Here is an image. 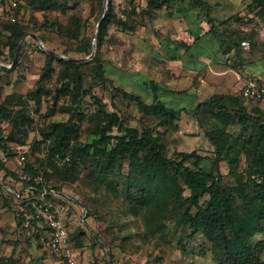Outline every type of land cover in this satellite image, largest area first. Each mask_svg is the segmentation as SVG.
I'll return each instance as SVG.
<instances>
[{"label": "trees", "instance_id": "trees-1", "mask_svg": "<svg viewBox=\"0 0 264 264\" xmlns=\"http://www.w3.org/2000/svg\"><path fill=\"white\" fill-rule=\"evenodd\" d=\"M16 1L17 6L13 8L14 20L0 12V43L6 38L4 45L12 58L21 40L29 32V23L23 20L20 12L21 0ZM25 1L30 8L28 12L32 14L33 24L75 42V51L81 53L84 58L92 55L94 36L85 32L86 26H83L82 15L72 13L68 23L49 18L50 12L66 13L75 8L78 0ZM103 1L93 0L95 6L103 5ZM167 2L169 0H147L144 16L151 17L153 10L162 8ZM256 2L264 13V0ZM132 5L131 11L127 9L122 15H118L114 1L110 0L106 14L100 15V18L102 16L103 18L99 23L95 42L97 50L92 59L80 61L68 55L66 50L61 53L62 55H56L38 47L45 55V61L34 89L26 95L19 92L5 94L4 85L0 82V170L5 172L3 183L9 177L16 184L8 182L5 183L6 186L12 184L14 187L20 183L25 187L27 183L21 181L20 171L41 172L44 174L46 184L61 193L60 200L73 203L60 187L54 185L53 179L76 181L82 172L81 167L95 160L97 178L102 182H108L117 167L123 161H127V199L135 214L144 212L148 230L152 234L165 232L170 227L178 231L186 226L190 228L192 236L201 233L208 240L209 245L202 249L201 256L210 251L218 264H264V258L256 252L258 244L252 240L264 218V120L253 117L247 111L241 94L240 96L214 94L193 109L207 106L210 117L216 121L213 128L206 133V137L215 146L213 161L215 167L217 168L219 161L225 160L230 164L231 173L238 177L235 190L242 201L243 211L240 213L235 206L233 194L224 186L222 177L215 173L216 169L212 171L201 166L203 156L198 151L181 150L169 154L164 138L170 131L181 130L179 121L182 113L189 112V108L173 106L161 98L159 94L161 87L154 80L146 81L153 92L151 102L119 85H113L117 92L122 93V98L137 102L138 110L142 113L140 122L143 120L146 123L138 127L128 125L113 103L110 104L113 106L112 109H109V104L93 92V86L113 81L99 51L109 35L110 26H119L124 32L134 33L140 25H145L144 16L137 17L138 7ZM37 13L43 15L40 22L36 19L38 17H35ZM224 22L228 30L225 34H216V26L210 27L208 32L215 35L225 53L239 52L243 40L254 43L259 37L255 31H239L237 28H229V21ZM40 38L46 42L44 35L41 34ZM89 65L92 66L93 84L85 88L84 68ZM0 69L5 70L2 67ZM55 72L61 85L46 116H53L60 110L69 113L70 118L67 121H50L47 126L33 124L34 117L32 110L28 109L29 102L34 100L37 107L41 106L42 96L47 92V81ZM164 92L179 91L165 89ZM88 94H91L97 103L96 125L89 130L92 135L91 141L82 143L79 139V124L75 118L81 113L82 104ZM61 95L68 96L71 104L58 106ZM260 98H264V95ZM3 122H7V126L4 127ZM238 126L241 127L240 130L235 128ZM231 127L235 128V131ZM115 128L118 129V133H114ZM27 138H32L29 145L26 142ZM19 146L27 148L19 151ZM42 146L48 152V157L43 161L36 157ZM55 153L69 155L72 159L71 164L61 165L62 168H59L54 160ZM22 154L25 155V160L19 168L8 167L6 162L9 159L18 157L20 160ZM243 159L246 166L240 170V162ZM47 164L51 165L52 173L44 169ZM187 189L190 191L188 195L185 194ZM113 190L115 191V188ZM5 198L12 207L13 201L7 194ZM47 198L55 197L48 195ZM12 209L16 215L13 207ZM87 213L88 211L86 215ZM67 220L65 223L68 227ZM34 225L31 237H35L42 244L47 243V238H43L47 229L40 222H35ZM75 232L72 234L69 230L70 246L74 251H79L84 248L85 243L80 238H83L86 232L84 229H77ZM60 260L62 261L61 258ZM93 264L97 263L93 261Z\"/></svg>", "mask_w": 264, "mask_h": 264}, {"label": "rangeland", "instance_id": "rangeland-1", "mask_svg": "<svg viewBox=\"0 0 264 264\" xmlns=\"http://www.w3.org/2000/svg\"><path fill=\"white\" fill-rule=\"evenodd\" d=\"M113 1L118 15H122V12H126L127 9L131 11L133 9L132 4H134L138 7L139 15L137 17L141 18L144 16L143 13L146 10L147 0ZM256 1L257 0H169L162 8L155 11L153 10V15L151 17L149 15L144 16L145 25H140L139 27H146L147 33H145L144 30L140 33L138 31L134 33L124 32L119 26L111 25L109 28V35L99 51L101 54L100 56L106 64L109 76L113 81H106L99 83L96 87L93 86V92L97 93L99 97L103 98L104 101L109 104V109L116 106L128 125L143 126L146 123H144L143 120L140 122L142 113L138 110L137 102L132 99L122 98V93L117 92V90L113 88V85H119L130 92L141 95L147 102L152 101L153 93L146 81L150 78L149 75L154 72L156 60L154 58V49L145 46L146 43H150L147 41V35H151L152 39H150L153 41L155 40L153 38L154 36H160V39L165 44L167 42V36L170 35L169 32L173 30L172 27H169L170 31L167 30L166 33L163 32V24L166 22L169 23V21L177 23L179 15L174 18L171 15L180 14V12H183L187 7L188 11H191V14L193 16L195 15L194 17L197 16L198 20L204 23L208 29L212 26H216V34L219 33V35H223L225 31H228L224 21L230 22V24H228L229 28H237L239 31L257 32L259 37L252 43L254 46H252L253 48L251 51L260 49V54L264 56V46L262 43L264 13H262V9L257 5ZM20 2L22 6L20 12L23 20L29 23V32L22 39L24 42L21 52L14 65L13 60L15 56L13 58L10 57L8 48L4 45L6 38L3 39V43H0V67L5 68V70L0 69V82L4 85L5 94L19 92L26 95L36 86V82L40 77L44 65L45 55L39 51L38 47L40 46L34 35L40 37L42 34L45 36L46 42H42L48 50L56 51L59 54L66 50L68 55L80 61L92 59L97 50V44L95 42L99 23L108 10L110 0H108L107 4L105 3L106 0H104L103 5L96 4V6L93 0H78L75 8L68 10L66 13L54 11L49 14L50 20H58L63 23H68V19L72 13L82 15L84 19L83 26H86L85 32L88 35L94 36L93 53L85 58L81 53L75 51V42L63 39L53 31L38 28L39 25L33 24L32 14L28 12L30 8L25 4L26 1L21 0ZM102 13L103 16L100 18ZM5 17L7 16L5 15ZM35 17H38L36 18L38 22L43 20L42 13H37ZM188 32L189 31H186V33H179L181 36L178 35L180 38L176 41L187 44L186 40L189 39ZM210 35L213 36L212 34ZM213 37L215 38V35ZM201 44L206 47L208 46V48L204 46L194 49L191 48L187 50L188 53L185 55V58L191 56L194 50H199L202 53L204 52L205 55H209V58L214 56L213 53L216 47L213 41L211 43L209 39L205 38L201 40L200 45ZM169 49L170 48H167V50ZM171 49L172 52L170 54H175L176 50L174 48ZM206 49H208L210 53ZM228 54H230V56ZM232 54L233 55H231V53L222 52V57L224 56L223 61L225 62L222 64H226L236 71L243 69L244 61L243 58L241 59V52L235 51L232 52ZM260 54H250V57L254 59V57L260 56ZM195 60H197V57ZM195 63L198 62L196 61ZM160 66L162 69L163 67L168 68L166 63L157 64L158 68ZM183 67L185 66L183 65ZM58 68L59 66L57 65V69ZM178 68L179 67L174 64V66L168 69V75L164 78L167 82L173 80V84L176 85L178 89H185L184 79L178 80L179 78H184L182 77L183 73H181L183 70L179 73L180 70H178ZM84 70L86 75L85 88H89L93 84L91 80L92 66H86ZM138 70L140 72H138ZM173 71L176 73L174 74L175 78L171 76ZM138 73H140L141 76L137 75ZM209 74L212 81L217 83L224 81L229 85L227 86L228 91L222 94L227 96H240V88H237L239 80L236 73L218 75L210 71ZM195 77L194 85L189 90H178L179 92L169 93L170 95L164 93L162 89L159 91L160 97L168 101L169 104L173 106H185L190 109L189 112L182 113V118L179 121L181 130L179 132L170 131L164 140L167 143L170 155L175 151L181 150L198 151L199 154L203 156L201 166L207 170L213 171L216 169L215 173L222 177L224 186L233 194L235 206L241 213L243 211L242 201L239 199V195L235 190V187L238 185L237 175L231 173L230 164L225 160L219 161L217 168L213 163L215 158V146L208 140L206 133L213 128L216 121L210 117L209 108L207 106L198 107L196 110H193L197 104L199 105L200 102L206 101L211 97L210 93L205 90L204 93L201 92L200 94L202 97L201 100L198 99L195 102L191 100V92H199L201 88L200 79L198 76ZM233 83L234 86H232ZM60 85V82L57 81V72H55L51 79L47 81V92L42 96L41 106L37 107L34 100L29 102L28 109H31L33 112V124L38 125L40 123L47 126L50 121H67L70 118L69 113L60 110L53 116H46L48 108L52 105L54 101L53 97L57 94V89ZM241 99L245 103L247 111L253 117L264 120V98ZM111 103H113V106L110 105ZM70 104L71 99L68 96L61 95L58 106H67ZM96 106L97 103L94 97L88 94L82 104L81 113L75 118L79 124V139L82 143H88L92 139L89 130L96 125ZM2 125L4 127L7 126V122H3ZM235 128H238V130L241 129L240 126ZM235 128H232V130ZM114 133H118L117 128L114 129ZM26 142L28 143L27 145L31 144L32 138H27ZM26 148V146L18 147L19 151H24ZM36 157L41 161L46 159L48 157L47 149L42 146L40 151L36 154ZM6 164L13 169L20 167L18 157H12ZM56 164L59 168H62L61 165L58 163ZM245 166L246 164L243 159L240 162V170ZM81 168L82 172L80 173L79 179L76 181L64 179H53L54 182L51 181L72 199L73 203H68L69 211L65 214V221L69 219V221L67 220V224L71 233H74L77 229H84L86 232L84 237L80 238L81 241L85 243L84 248L79 250L82 256L85 254L84 257L95 261L97 264H218V261L214 259L210 251H207L205 256L200 255L202 249L209 245V242L201 233L192 236L189 227H181L178 231L170 227L165 232H157L156 234H152L148 230L149 226L146 224L144 212L135 214L127 199V161H123L117 167L115 174L109 177L108 182H102L97 178V164L95 160L87 162V164L83 165ZM44 169L47 172H53L50 164L45 165ZM4 173L3 170H0V181H4ZM8 182L16 184L15 181L8 177L6 182L2 183L1 187L4 189L0 190V193H2L0 194V257L9 255L14 256L16 251L21 255H23L22 253L24 252L31 253L29 249L33 245V237H31V234H28L24 239H20L16 234V218L14 217L12 207L9 206L5 198L7 194L5 183ZM114 188L115 191L113 190ZM189 192L190 191L187 189L185 194L188 195ZM86 211H88L87 215ZM252 240L254 243L258 244L256 252L264 258V218L260 229L255 233ZM21 257L22 261L18 264H28L25 256Z\"/></svg>", "mask_w": 264, "mask_h": 264}, {"label": "crops", "instance_id": "crops-1", "mask_svg": "<svg viewBox=\"0 0 264 264\" xmlns=\"http://www.w3.org/2000/svg\"><path fill=\"white\" fill-rule=\"evenodd\" d=\"M178 15H179V17H178ZM171 16L173 18L175 16H177L178 21H177V23L176 22L173 23L172 21H169V23L166 22L163 24V27H164L163 32L166 33L167 30L170 31L171 27L173 30L172 32H169L170 35L167 36L168 38H167V42L165 44L160 39V36H154L153 38L155 40L153 41V40H151L152 36L147 35V41L150 43H146L145 46H149L150 49H154L153 50L154 54H155L154 58L157 61L156 62L154 60L155 61L154 72H153V74L149 75L150 78H148V81L154 80L156 83H158L160 85V87L163 91H165V89H171V91L172 90H174V91L182 90L183 91L185 89L189 90L194 85V81H195L194 78H196L195 76H198V78L200 79V84H201L200 91L199 92L198 91L193 92V93L191 92V94H190L191 98H192L191 100H193V102H195L198 99H200V100L202 99L200 94H201V92L204 93L205 90H207V92L210 93V96H212L214 94H221V93L228 91L227 86H229V85H227L224 81H220L217 83V82L212 81L210 79V77H209L210 71H212L218 75H229L230 73H234V74L236 73V76L239 80V84H237L238 85L237 88L238 89L240 88V94H241V89L244 86L247 79L258 78V79L264 80V56H262L260 54L261 53L260 49H256V50L254 49V51H251L253 48L252 46H254L252 43H251L250 49H245L243 47L240 48L239 51L241 52V55L243 56V57L241 56V59L243 58L244 65H243V69L236 71V70L228 67L226 64H222L225 62L223 61L224 56L222 57L223 51H222V48H221L219 41L210 35V33L208 32V27L205 26V24L202 23L200 20H198L197 16L194 17L195 15L193 16L191 14V11H188L187 7H186V9H184L183 12H180V14L171 15ZM142 30H144L145 33H147L146 27H143V28L138 27V29H137V31L139 33ZM186 31H189L188 32L189 39L186 40L187 44L176 41V40H179L178 38H180L178 36V35H180L179 33H181V32L186 33ZM263 35H264V31L262 32V36ZM143 36H145V35H143ZM205 38L209 39L211 41V43H212V41L214 42L215 47H216L215 52L213 53L214 56L209 58L208 57L209 55H205L204 52L202 53L199 50H197V51L194 50V52L191 54V56L185 58V55L188 53L187 50H190L191 48L194 49L197 47L199 48V47L204 46L202 44L200 45V42L202 39H205ZM143 40H144V38H143ZM143 43H145V42H143ZM262 43H263V41H262ZM263 46H264V43H263ZM204 47H206V46H204ZM167 48H170V49L167 50ZM171 48H174L176 50L175 54H170L172 52ZM206 48H208V46ZM206 50L208 51V49H206ZM257 53H259L260 56H256V57H254V59H251L250 54L254 55ZM228 55L230 56V54H228ZM231 55H233V54L231 53ZM196 57H197V60H195ZM196 61L198 63H195ZM159 63H162V64L166 63L168 68L163 67V69H162L161 66L158 68L157 64H159ZM171 64H172V66H174V64H176L179 67L178 68V70H180L179 73L181 72V70H183L181 73H183L182 77H184V78H179L178 80L184 79L183 82L186 86L185 89H178L176 87V85L173 84V82H172L173 80H170L168 82L165 80L164 77L168 75L167 71L170 67H172ZM180 65L182 66V68ZM183 65L185 67H183ZM138 72H140V71L138 70ZM174 74H176V73L173 71L171 76L175 78ZM137 75L141 76L140 73H138ZM232 86H234V83ZM169 93H175V92H169ZM169 93L167 92L168 95H170ZM171 95H174V94H171ZM15 186L20 187L21 184L18 183ZM14 217L16 218V230H17L16 234L19 236L20 239L26 238L28 234L21 232L15 213H14ZM32 244L33 245L31 246V248L29 247L30 248L29 251L31 253L24 252V253H22L23 255H21V254L17 253V251H16L14 256L9 255L12 259V264H18L19 262H21L22 261L21 256H25L28 264H64L60 260V258L51 250V248L48 246L47 243L42 244V243L38 242V240H36L35 237H33L32 238ZM75 254L77 255L78 258H87V257H84L85 254H84V256H82L80 251H75Z\"/></svg>", "mask_w": 264, "mask_h": 264}, {"label": "built area", "instance_id": "built-area-1", "mask_svg": "<svg viewBox=\"0 0 264 264\" xmlns=\"http://www.w3.org/2000/svg\"><path fill=\"white\" fill-rule=\"evenodd\" d=\"M17 6L16 0H0V12L11 19H15L13 8ZM264 43V35L262 37ZM242 47L251 48L250 40H243ZM264 95V80L249 78L241 89V96L244 99L260 98ZM25 160L22 154L19 160L20 165ZM54 160L59 165H70L72 159L69 155L60 153L54 154ZM19 177L25 187L14 188L12 184L7 185V196L13 201V208L18 217L21 232L30 234L34 230V223L40 222L47 230L43 238H47V244L51 250L65 262V264H93L88 258H78L70 246L69 230L65 223V214L69 206L66 200H60L59 191L52 189L46 184L44 174L41 172L31 173L20 171ZM3 181H0V190ZM6 194V192H5ZM54 195L55 198H47ZM0 264H12L10 256L0 258Z\"/></svg>", "mask_w": 264, "mask_h": 264}, {"label": "water", "instance_id": "water-1", "mask_svg": "<svg viewBox=\"0 0 264 264\" xmlns=\"http://www.w3.org/2000/svg\"><path fill=\"white\" fill-rule=\"evenodd\" d=\"M105 3L107 4V3H108V0H106ZM34 37H35L36 41L38 42V44H39V46H40L41 48H43L44 50H47V51H49V52H51V53H53V54L60 55V54H59L58 52H56V51H52V50H48V49H46L45 46H44V44H43V42H42V40H41V38H40L39 36L34 35ZM23 42H24V40H22V41L20 42L19 46H18V49H17L16 55H15V58H14V60H13V65L17 62V60H18V58H19V55H20V52H21V48H22ZM0 66H1V64H0Z\"/></svg>", "mask_w": 264, "mask_h": 264}]
</instances>
